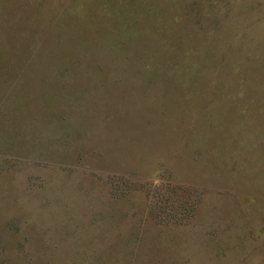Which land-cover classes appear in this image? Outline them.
I'll use <instances>...</instances> for the list:
<instances>
[{
	"label": "rangeland",
	"instance_id": "1",
	"mask_svg": "<svg viewBox=\"0 0 264 264\" xmlns=\"http://www.w3.org/2000/svg\"><path fill=\"white\" fill-rule=\"evenodd\" d=\"M0 264H264V0H0Z\"/></svg>",
	"mask_w": 264,
	"mask_h": 264
}]
</instances>
